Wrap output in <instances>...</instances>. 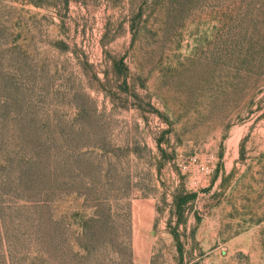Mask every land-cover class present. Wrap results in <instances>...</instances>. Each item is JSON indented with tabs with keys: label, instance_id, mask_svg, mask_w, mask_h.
<instances>
[{
	"label": "rangeland",
	"instance_id": "rangeland-1",
	"mask_svg": "<svg viewBox=\"0 0 264 264\" xmlns=\"http://www.w3.org/2000/svg\"><path fill=\"white\" fill-rule=\"evenodd\" d=\"M0 264H264V0H0Z\"/></svg>",
	"mask_w": 264,
	"mask_h": 264
}]
</instances>
